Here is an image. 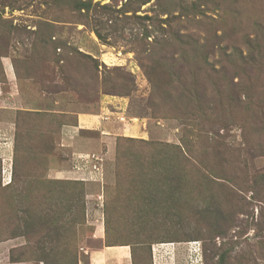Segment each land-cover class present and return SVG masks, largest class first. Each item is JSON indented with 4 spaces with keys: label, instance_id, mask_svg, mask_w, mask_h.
<instances>
[{
    "label": "rangeland",
    "instance_id": "obj_1",
    "mask_svg": "<svg viewBox=\"0 0 264 264\" xmlns=\"http://www.w3.org/2000/svg\"><path fill=\"white\" fill-rule=\"evenodd\" d=\"M109 247L264 264V0H0V264Z\"/></svg>",
    "mask_w": 264,
    "mask_h": 264
},
{
    "label": "crops",
    "instance_id": "obj_2",
    "mask_svg": "<svg viewBox=\"0 0 264 264\" xmlns=\"http://www.w3.org/2000/svg\"><path fill=\"white\" fill-rule=\"evenodd\" d=\"M104 114H106V113H104ZM99 118H100V116H99ZM78 122H79L80 128H83V125L87 127L88 125L93 123L94 126L97 129H100V131L102 133L101 140L108 139L106 137L107 136L106 134H109L107 131L115 129L113 127V125L109 124L110 121L105 122L102 120V118L94 119V118H87L86 116H82L79 118ZM69 127H70V129H69ZM67 129H68L67 130L68 135H70V134L72 135V133H75L76 130L78 131V128H75L73 126H68ZM104 129H106V131ZM120 129L123 130V128H120ZM72 138H74V140H76V143L80 144V142H78L79 139H76L75 136H72ZM80 141H82V140H80ZM90 154H91V152H89V151L76 150L73 154L74 166H72L71 169L67 170L66 173L69 174L70 177H73V179H77V180L78 179H84L85 180L87 178H93V180L102 179V176H103V168H102L103 166L101 163L102 161L96 162L94 160L89 159V160H87V162L85 164L84 163L80 164L81 161H79V158L85 157V156H90ZM100 160H101V158H100ZM94 167H97V170H94ZM96 238H101V237L96 236ZM108 250H117V251H111V252L117 253L120 257H122L126 254L123 247H109V248L101 249L100 252H97L95 254H91L90 264H103L101 262L102 255H106L107 252L111 253ZM99 253H101V257L99 255Z\"/></svg>",
    "mask_w": 264,
    "mask_h": 264
},
{
    "label": "built area",
    "instance_id": "obj_3",
    "mask_svg": "<svg viewBox=\"0 0 264 264\" xmlns=\"http://www.w3.org/2000/svg\"><path fill=\"white\" fill-rule=\"evenodd\" d=\"M106 119H108V118H106ZM124 120V119H123ZM86 158V157H85ZM94 158V159H93ZM88 159H93L94 161H96V162H98V161H100V158H95V157H91V158H88ZM95 169H96V167H95ZM97 170V169H96Z\"/></svg>",
    "mask_w": 264,
    "mask_h": 264
}]
</instances>
